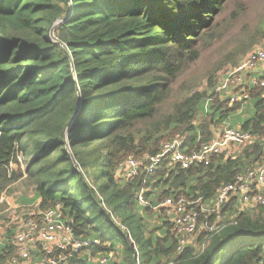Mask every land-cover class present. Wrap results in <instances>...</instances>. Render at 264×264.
<instances>
[{"label":"trees","instance_id":"trees-1","mask_svg":"<svg viewBox=\"0 0 264 264\" xmlns=\"http://www.w3.org/2000/svg\"><path fill=\"white\" fill-rule=\"evenodd\" d=\"M232 1L0 0V188L25 178L38 209L60 204L74 235L99 240L88 250L113 254L110 264H264V206L239 211L232 200L225 228L199 251L178 248L159 206L180 196L211 202L264 162V87L250 89L253 113L240 127L258 139L239 155L188 168L166 157L146 173L163 144L182 136L197 150L244 110L247 102L215 90L174 89L185 63L223 37L219 19ZM131 156L142 162L128 178L121 165ZM14 233L6 228L0 264L18 254ZM81 255L68 264H99Z\"/></svg>","mask_w":264,"mask_h":264},{"label":"built area","instance_id":"built-area-1","mask_svg":"<svg viewBox=\"0 0 264 264\" xmlns=\"http://www.w3.org/2000/svg\"><path fill=\"white\" fill-rule=\"evenodd\" d=\"M262 72H264V45H257L244 55L239 63L223 73L215 92L219 97L227 96L230 104L246 103L251 87L258 85L264 87V79L260 75ZM211 100V98L207 99L206 109ZM256 139L258 137L252 132L228 124L217 128L213 138L197 150L186 147L185 137L178 136L163 144L158 154L147 157L149 164L146 173H153L166 157L171 158V164L188 168L194 163L208 162L214 155L231 153L232 146L244 147ZM141 162L135 156H131L122 163L121 170L126 177L133 178L138 174L137 168ZM263 186L264 162L239 173L233 182L222 185L211 202H207L204 196L196 198L180 196L176 199L168 198L159 206L167 209L178 238V248L181 250L188 246L186 244L194 235L199 237L205 232L207 237H212L222 231L227 219V213L225 214L223 209L232 200L237 198L239 204L236 207L239 211L245 210L248 205L264 206ZM143 192L139 194L140 204L148 206L150 203L144 198ZM37 212L35 218L14 223L13 241L17 246L18 254L6 264H68L71 258L80 255L83 251L89 261L99 264H110L114 259L113 254L98 257L92 255L88 249L93 244H99V240L77 238L60 204ZM123 229L127 231L124 226ZM5 233L6 231L0 227V245L4 244ZM130 240L134 243L131 237ZM208 243H204L203 248ZM34 244H40L42 250V255L37 260L28 258L29 250ZM134 248L137 250L136 245ZM137 264H139L138 259Z\"/></svg>","mask_w":264,"mask_h":264},{"label":"rangeland","instance_id":"rangeland-1","mask_svg":"<svg viewBox=\"0 0 264 264\" xmlns=\"http://www.w3.org/2000/svg\"><path fill=\"white\" fill-rule=\"evenodd\" d=\"M233 12L237 13L235 19L232 18ZM219 20L220 33L224 34L223 37L215 41L212 46L203 49L199 60L185 63L174 88L180 97H185L193 91L211 93L216 89L219 79L227 69L236 65L235 62L254 46L264 45V0H233ZM256 32L262 35V38L253 42L254 37L251 35ZM229 57H236V60L232 61ZM243 109L231 115L227 122L218 128L226 124L239 127L241 120L253 113L249 102ZM202 116L201 114L200 117ZM243 150V146H232L231 153H224V156H237ZM13 167L17 168L16 165ZM34 193L33 185L28 184L25 178L14 181L5 188H0V227L2 229L6 231L7 227H12L14 230V223L36 217L39 209L37 201L33 203ZM251 208L253 207L246 206V209ZM153 224L157 225L158 221ZM210 241L211 237L201 236L199 238L194 235L186 245L199 251L202 250L204 243ZM41 251V245L34 244L29 250L28 258L39 259L42 255ZM86 256L83 251L81 257ZM120 259L122 260V253Z\"/></svg>","mask_w":264,"mask_h":264},{"label":"water","instance_id":"water-1","mask_svg":"<svg viewBox=\"0 0 264 264\" xmlns=\"http://www.w3.org/2000/svg\"><path fill=\"white\" fill-rule=\"evenodd\" d=\"M67 1H71V0H67ZM63 21V19H57L55 22H54V24L51 26V28H53V27H55V26H57L58 24H60L61 22ZM51 28L49 29V36L51 37Z\"/></svg>","mask_w":264,"mask_h":264},{"label":"crops","instance_id":"crops-1","mask_svg":"<svg viewBox=\"0 0 264 264\" xmlns=\"http://www.w3.org/2000/svg\"><path fill=\"white\" fill-rule=\"evenodd\" d=\"M260 75L264 76V72L260 73ZM243 111V110H242ZM240 126V125H238ZM262 191H264V186L262 187ZM200 238V237H199Z\"/></svg>","mask_w":264,"mask_h":264}]
</instances>
